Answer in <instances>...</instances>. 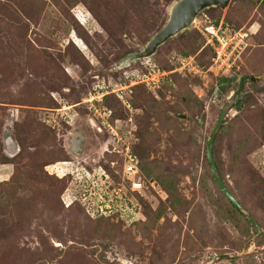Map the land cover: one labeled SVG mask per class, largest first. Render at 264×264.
I'll use <instances>...</instances> for the list:
<instances>
[{
  "label": "rangeland",
  "instance_id": "rangeland-1",
  "mask_svg": "<svg viewBox=\"0 0 264 264\" xmlns=\"http://www.w3.org/2000/svg\"><path fill=\"white\" fill-rule=\"evenodd\" d=\"M136 1L141 7L125 13L115 9L123 0H0V264H206L224 253L239 255L211 264H264V0L199 13L250 33L225 91L195 73L212 54H202L193 25L150 57L127 60L173 0ZM178 56H191L196 70L187 62L184 72L155 77L158 89L136 85L122 109L114 96L131 87L116 88L145 62L174 69ZM242 74L255 79L223 117L212 156L262 231L228 204L206 157ZM62 198L77 200L66 207Z\"/></svg>",
  "mask_w": 264,
  "mask_h": 264
},
{
  "label": "built area",
  "instance_id": "built-area-1",
  "mask_svg": "<svg viewBox=\"0 0 264 264\" xmlns=\"http://www.w3.org/2000/svg\"><path fill=\"white\" fill-rule=\"evenodd\" d=\"M198 16L196 17L193 26L203 38L200 50L208 47L212 54L209 64L206 67H199L196 70L195 67L192 66V63L189 62L192 58L191 56H178L177 60L179 65L171 70L159 71L145 63L143 71H138L136 74V79L129 78V82L126 83L128 85L125 84L126 86L124 87L119 86L120 88H116V92L114 93L117 94V92H121L122 89L132 87L134 84L138 83H142L148 88H153L158 82L153 80L155 77H158L159 79L161 77L163 79L168 73L174 71L178 73L184 72V68H186L188 63H190V69L196 70V74H206L211 72L214 75L220 76L227 75L233 71L238 61L241 60L244 50L248 46V39L250 37L248 29L244 26L233 28L231 25L227 24L223 18H220L216 22L205 13H202L200 17ZM117 96L123 100L118 94ZM111 133L115 134L114 131ZM125 145L123 147L124 159H126V162L129 164H132L135 162L134 156L129 152L128 145ZM134 167L135 165H132L130 168Z\"/></svg>",
  "mask_w": 264,
  "mask_h": 264
},
{
  "label": "water",
  "instance_id": "water-1",
  "mask_svg": "<svg viewBox=\"0 0 264 264\" xmlns=\"http://www.w3.org/2000/svg\"><path fill=\"white\" fill-rule=\"evenodd\" d=\"M229 0H173L167 9V17L162 27L146 42L144 47L132 54L127 60H135L148 58L155 53L157 48L166 42L168 39H171L181 33L182 31L188 29L193 25L196 17L203 10L219 7L224 9ZM255 77L252 74H242L236 78L237 86L233 94H231L228 102L220 111V114L217 117V120L210 130L207 142H206V157L210 166V171L214 179L215 184L220 189V191L226 196V198L238 208L242 215L253 225L258 231H262L257 222L252 218V216L243 208V206L238 202V200L233 196V194L227 189L223 181L220 178L219 173L217 172L214 159L212 156V144L215 137V134L222 122L223 117L229 110L232 108L236 99L241 94L243 90V85L245 81H253ZM179 116V114H176ZM181 117L185 115L181 114ZM7 141L10 142L9 138ZM239 254L224 253L219 254L211 258L206 264H211L218 258L223 257H237Z\"/></svg>",
  "mask_w": 264,
  "mask_h": 264
},
{
  "label": "trees",
  "instance_id": "trees-1",
  "mask_svg": "<svg viewBox=\"0 0 264 264\" xmlns=\"http://www.w3.org/2000/svg\"><path fill=\"white\" fill-rule=\"evenodd\" d=\"M124 1L127 3V4H125L124 3ZM144 1V0H143ZM129 2V3H128ZM1 5H2V3H1ZM146 6H147V2L145 1V2H143V9H146ZM139 7H141V5H139L138 3H137V1L136 0H123V3H121V4H119L115 9H119V8H122L123 9V11H125V13L127 12L128 13V11H129V9L130 8H133V9H138ZM88 8L90 9V11L92 12V14L94 15V17L95 18H97V20H98V16H97V14H96V12H95V10H94V8L92 7V6H88ZM216 8V7H215ZM210 9H214L213 7L212 8H210ZM210 9H208V10H210ZM208 10H206V11H208ZM128 15H130V13L128 14ZM220 18H222V17H220V16H217V17H214V21H218ZM223 19L225 20V22L227 23V24H229V25H231L233 28H239V27H241V25H238V26H233L232 24H231V22L228 20V19H226V18H224L223 17ZM99 23H101L102 24V22H101V19L99 18ZM161 24H162V22H161ZM75 28L77 27L76 26V23H74V25H73ZM73 27V28H74ZM247 29V28H246ZM199 39H200V44H199V46L200 45H202V43H203V38L201 37V35H200V37H199ZM69 44H70V46H72L74 49H76L77 48V46H75L72 42H69ZM82 53V52H81ZM178 53V52H177ZM207 53H209V54H211V52H210V50H209V48L208 47H205V48H203V53L202 54H207ZM83 54V53H82ZM211 56V55H210ZM145 62V61H144ZM147 65H149V66H151V67H153V68H159V69H166V70H171L172 68H171V66L168 64V65H166V66H163V65H158V63H150L149 61H147V62H145ZM170 63H171V61H170ZM144 66H145V64L143 65V69H144ZM140 71H143V70H140ZM209 74H211V76H215V77H213L214 79H216L215 80V83H214V89H219L220 91H225V90H227L228 88H232L233 86H234V84H235V77H234V75H232V71L229 73V74H227V75H220V76H217V75H214V74H212L211 72L209 73ZM173 75H176V74H170L169 75V78H171V76H173ZM136 85H139V86H142V87H144V88H146L147 90L149 89L148 87H146L144 84H142V83H138V84H135V85H133L132 87H131V92L129 93V94H125V98L123 97V100H125L127 103H129L130 102V100H129V98H130V96L133 94V91H134V89H136V87H138V86H136ZM156 88L155 89H158V85L157 86H155ZM150 89H153V88H150ZM133 90V91H132ZM135 92H136V90H135ZM114 97H116V100H117V103L122 107V109H123V107H125V104H124V102H123V100L122 99H120L119 97L117 98V95H115ZM239 104H241V100L240 99H237L236 100V102H235V104H234V107H236V106H238ZM148 117H149V115H148ZM147 122V119H146V117H145V123ZM146 125V124H145ZM133 154H134V152H133ZM213 155V154H212ZM134 156H135V154H134ZM208 162V161H207ZM214 163H215V166H216V169L218 170L219 168H218V166L216 165V162H215V160H214ZM209 165V164H208ZM62 178V177H61ZM72 178L73 179H75V180H77V178H76V175H74V176H72ZM220 178H221V180L223 181V183H224V185L227 187V185L225 184V182H224V180H223V177L220 175ZM212 179H213V177H212ZM213 181H214V179H213ZM217 186V185H216ZM62 189H63V187H60L59 188V190L60 191H62ZM228 189V188H227ZM218 190H220L219 188H218ZM229 190V189H228ZM230 191V190H229ZM58 192V191H57ZM57 192H55V194H57ZM221 192V191H220ZM222 193V192H221ZM68 195V194H67ZM222 195L223 196H225L223 193H222ZM105 196L107 197V199H108V196H107V194H105ZM104 196V197H105ZM72 197V196H71ZM67 198V197H66ZM65 198V199H66ZM225 198H226V196H225ZM227 199V198H226ZM68 200V199H67ZM67 200L66 201H64V199L62 198V201H64L63 203L65 204V206L66 207H68L70 204H72L75 200H77V199H75V198H73V202L72 201H69V202H67ZM227 202H228V204L233 208V210L234 211H236L237 213H239V214H241V212L238 210V208L237 207H235L228 199H227ZM239 202V201H238ZM74 203H76V202H74ZM85 209V208H84ZM92 212V211H91ZM83 213H85L86 214V216L87 217H90V218H97V217H104V218H108V217H111V216H115L117 213L115 212V211H112V212H110L109 214H99L98 212H95V214H93V213H88V210H85V212H83ZM92 214V215H91ZM120 214V213H119ZM242 215V214H241ZM97 216V217H96ZM242 217H244L243 215H242ZM120 218H122V213H121V215H120ZM247 220V219H246ZM246 222H248V220L246 221ZM260 235H262V234H260ZM263 236V235H262Z\"/></svg>",
  "mask_w": 264,
  "mask_h": 264
},
{
  "label": "flooded vegetation",
  "instance_id": "flooded-vegetation-1",
  "mask_svg": "<svg viewBox=\"0 0 264 264\" xmlns=\"http://www.w3.org/2000/svg\"><path fill=\"white\" fill-rule=\"evenodd\" d=\"M73 154L77 155V152L76 151H73Z\"/></svg>",
  "mask_w": 264,
  "mask_h": 264
},
{
  "label": "crops",
  "instance_id": "crops-1",
  "mask_svg": "<svg viewBox=\"0 0 264 264\" xmlns=\"http://www.w3.org/2000/svg\"><path fill=\"white\" fill-rule=\"evenodd\" d=\"M6 143H7V142H6ZM9 145H11V143H10Z\"/></svg>",
  "mask_w": 264,
  "mask_h": 264
},
{
  "label": "clouds",
  "instance_id": "clouds-1",
  "mask_svg": "<svg viewBox=\"0 0 264 264\" xmlns=\"http://www.w3.org/2000/svg\"><path fill=\"white\" fill-rule=\"evenodd\" d=\"M135 85V84H134Z\"/></svg>",
  "mask_w": 264,
  "mask_h": 264
}]
</instances>
